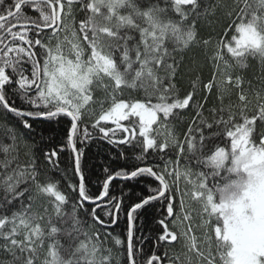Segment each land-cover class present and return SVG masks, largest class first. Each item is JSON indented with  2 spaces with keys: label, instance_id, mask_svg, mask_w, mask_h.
Returning <instances> with one entry per match:
<instances>
[{
  "label": "snow or ice",
  "instance_id": "obj_1",
  "mask_svg": "<svg viewBox=\"0 0 264 264\" xmlns=\"http://www.w3.org/2000/svg\"><path fill=\"white\" fill-rule=\"evenodd\" d=\"M0 109V264H264V0H0Z\"/></svg>",
  "mask_w": 264,
  "mask_h": 264
},
{
  "label": "trees",
  "instance_id": "obj_2",
  "mask_svg": "<svg viewBox=\"0 0 264 264\" xmlns=\"http://www.w3.org/2000/svg\"><path fill=\"white\" fill-rule=\"evenodd\" d=\"M29 15H36L35 13L31 12L27 8L25 9ZM253 63H255L253 61ZM19 103V101H17ZM4 118V112L2 109H0V119ZM8 119L11 123H17L18 121H15L10 115L8 116ZM34 127L39 131L44 125H41L37 123L34 125ZM51 127L55 130L54 132L51 133H45L46 137H50V139L45 140V144L40 145V147H48V148H56L59 150L61 143H63V137L59 135V129L63 127V124L57 125L56 123H53ZM6 143H10L5 138ZM110 155H116V150L114 148L110 149V146L107 144H104L101 148H97V146L94 144L92 145L85 153V157L83 158L82 164L85 170V175L90 183V185L93 188V191L96 189V184L95 182L97 180L102 181L105 176L103 175V167L104 165L109 161ZM0 158H2V154H0ZM60 162H61V167H69L70 166V152L69 151H64L60 153ZM122 164H115L113 165L114 168L116 167H122ZM146 183L150 181H145ZM62 188L64 185H61ZM115 186H120V182L117 180L115 181ZM134 192H139L140 191V184L137 183L136 185L131 186ZM125 191H128V188H125ZM103 215V213H101ZM140 221H137V224H139ZM144 234H148L150 231H153L155 234V229L156 225H154L152 217L149 215L145 220H144ZM125 229V224L123 219L121 220V223L116 226L113 229H110L113 234L116 233H121ZM139 231L137 232V235H139ZM108 246H111L109 243ZM145 256L146 258L148 255H151V249H152V241H148L145 244ZM163 249H161L162 253ZM159 254V253H158Z\"/></svg>",
  "mask_w": 264,
  "mask_h": 264
}]
</instances>
